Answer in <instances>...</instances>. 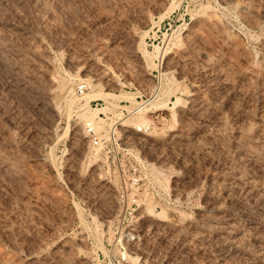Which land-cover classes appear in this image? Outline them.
I'll return each instance as SVG.
<instances>
[{
  "label": "rangeland",
  "instance_id": "rangeland-1",
  "mask_svg": "<svg viewBox=\"0 0 264 264\" xmlns=\"http://www.w3.org/2000/svg\"><path fill=\"white\" fill-rule=\"evenodd\" d=\"M0 264H264V0H0Z\"/></svg>",
  "mask_w": 264,
  "mask_h": 264
},
{
  "label": "built area",
  "instance_id": "built-area-1",
  "mask_svg": "<svg viewBox=\"0 0 264 264\" xmlns=\"http://www.w3.org/2000/svg\"><path fill=\"white\" fill-rule=\"evenodd\" d=\"M84 89H85V84H84V83H79V84L76 86V91H77L78 93H82ZM91 141H92L93 144H96V143H97V139H96V138H92ZM117 258H118V260H123V259H125V253H124V251H121V252L119 253V255L117 256Z\"/></svg>",
  "mask_w": 264,
  "mask_h": 264
},
{
  "label": "bare ground",
  "instance_id": "bare-ground-1",
  "mask_svg": "<svg viewBox=\"0 0 264 264\" xmlns=\"http://www.w3.org/2000/svg\"><path fill=\"white\" fill-rule=\"evenodd\" d=\"M191 97H193V96H191ZM197 97H198V96H197ZM189 98H190V97H189ZM191 100H192V99H191ZM193 101H194V100H193ZM193 101H192V103H193ZM196 102H197V101H196ZM174 104H175V102H174ZM190 111H191V110H190ZM89 125H90V124H89ZM175 135H176V134H175ZM173 137H174V135H173ZM95 149H96V148H95ZM250 187H251V186H250ZM222 223H223V222H222ZM225 223H226V222H225ZM228 230H229V227H228ZM223 231H225V230H223ZM225 232H226V231H225ZM227 233H228V231H227ZM227 233H226V234H227ZM229 234H230V233H229ZM233 234H234V233H233ZM230 235H231V234H230ZM227 236H228V234H227ZM232 236H233V235H232ZM229 237H230V236H229ZM229 237H228V238H229Z\"/></svg>",
  "mask_w": 264,
  "mask_h": 264
}]
</instances>
